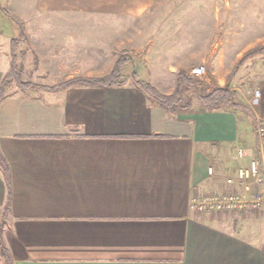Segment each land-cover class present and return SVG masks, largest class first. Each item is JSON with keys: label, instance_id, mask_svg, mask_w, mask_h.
Here are the masks:
<instances>
[{"label": "crops", "instance_id": "crops-1", "mask_svg": "<svg viewBox=\"0 0 264 264\" xmlns=\"http://www.w3.org/2000/svg\"><path fill=\"white\" fill-rule=\"evenodd\" d=\"M56 63L45 59L48 86L71 77ZM8 69L0 49V80ZM160 81L154 87L170 94ZM254 92L255 104L253 93L240 102L246 112L210 111L197 99L169 110L132 79L6 94L0 231L12 264H264V214L191 207L194 195L226 192L257 153L264 78ZM249 221L262 230L242 226Z\"/></svg>", "mask_w": 264, "mask_h": 264}, {"label": "rangeland", "instance_id": "rangeland-1", "mask_svg": "<svg viewBox=\"0 0 264 264\" xmlns=\"http://www.w3.org/2000/svg\"><path fill=\"white\" fill-rule=\"evenodd\" d=\"M262 47L264 0H0V49L8 54L9 65L10 59L15 62L19 81L34 86L24 91L13 80L5 94L48 87L44 83L51 80L43 73L49 65L45 59H52L58 62L56 71L70 73L64 81L102 78L119 63L123 82L136 78L154 87L153 81L161 78V85L173 92L176 76L184 73L198 94L227 89L241 105L258 93L264 49L232 71L249 51ZM199 65L206 73L196 77L190 71ZM167 66L174 67L170 73L161 71ZM218 81L223 87L216 86ZM184 94L190 104L197 99L192 89ZM253 214L249 220L264 213ZM242 226L262 230L250 221Z\"/></svg>", "mask_w": 264, "mask_h": 264}, {"label": "trees", "instance_id": "trees-1", "mask_svg": "<svg viewBox=\"0 0 264 264\" xmlns=\"http://www.w3.org/2000/svg\"><path fill=\"white\" fill-rule=\"evenodd\" d=\"M264 49L258 48L257 50H251L249 51L239 64L236 66L237 68H234L232 71V75L235 74L236 69L240 67L242 62L252 55V53H255L259 50ZM10 71L6 74H4L2 78V82L0 83V101L1 99L6 95L5 94V87L8 85L10 81H15L16 84L24 91L30 90L29 88L34 87L30 84H25L19 81V77L16 74V66L13 59H10ZM122 66L121 64H116L112 71L102 77L97 79H71L64 81L62 83H58L56 85L52 86H37L39 89L42 90H48V91H59L64 90L69 87H72L74 85H82V86H88V87H111L115 85H119L124 83L123 81L125 79L122 78L121 72H122ZM134 82L137 84V86L145 93L146 96H148L149 99L155 101L159 105L169 109H185L190 107V101L185 99L184 89H192L194 94L197 97L198 102L204 106L208 110H219V109H225L230 108L233 111L241 110L245 111V108L241 105L235 104L234 97L235 94L227 89H213L212 91L208 92L207 94L201 95L197 92V85L193 80L185 75L184 73H179L176 76V86L175 90L170 95H164L158 92L153 86L146 84L142 81H139L138 79L134 78ZM246 112V111H245ZM0 165L3 168V159L0 155ZM5 166V165H4ZM9 201V200H8ZM6 201V205L4 207V214L7 211L9 202ZM0 257L2 259L3 264H12L11 255L8 253L7 249L5 248L2 240H0Z\"/></svg>", "mask_w": 264, "mask_h": 264}, {"label": "built area", "instance_id": "built-area-1", "mask_svg": "<svg viewBox=\"0 0 264 264\" xmlns=\"http://www.w3.org/2000/svg\"><path fill=\"white\" fill-rule=\"evenodd\" d=\"M196 77L205 75L206 68L199 65L191 69ZM258 101V93L252 103ZM258 139L257 153L251 157L246 166H240L234 176L227 178L229 189L222 193L194 195L191 207L198 213H235L243 210L257 211L264 209V126L256 128ZM241 155V152H238ZM209 174L212 169L209 168Z\"/></svg>", "mask_w": 264, "mask_h": 264}]
</instances>
